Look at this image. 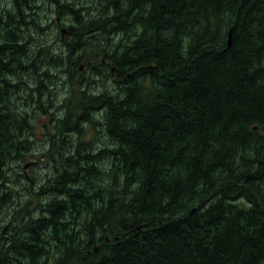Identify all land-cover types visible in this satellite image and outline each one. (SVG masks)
<instances>
[{"label": "trees", "instance_id": "1", "mask_svg": "<svg viewBox=\"0 0 264 264\" xmlns=\"http://www.w3.org/2000/svg\"><path fill=\"white\" fill-rule=\"evenodd\" d=\"M36 1L0 0V264H264V0Z\"/></svg>", "mask_w": 264, "mask_h": 264}, {"label": "rangeland", "instance_id": "2", "mask_svg": "<svg viewBox=\"0 0 264 264\" xmlns=\"http://www.w3.org/2000/svg\"><path fill=\"white\" fill-rule=\"evenodd\" d=\"M80 1V3H82V6H84V5H86V1L85 0H79ZM42 3V0H37L35 3H33V5L34 6H36V5H39L40 6V4ZM58 9V8H57ZM55 11H56V8H50V9H48V10H44V12H41L40 14L42 15V18H43V16H44V14H46L47 15V18H49V19H47V23L46 22H44V24H43V27L42 28H44V30H38V31H36V30H34L32 27H31V29H32V31L31 32H28L30 35H32L33 37H34V39H29V38H27V40L29 39V43H26L25 45H27L28 46V48H33L35 51H37V47L39 46L38 44L39 43H41V41L43 42V44H47V45H51L52 47H53V49H54V53L53 54H57V52L59 51V49H58V47L59 48H61L62 50H63V40H66V37H63V40H61L60 38H59V33H57L56 31H54V26H52V25H50V27L48 26V30H47V25L51 22L52 23V20H51V18H52V16H54L55 15V18L56 19H58V24H59V28H64V29H66V27H69L70 25H69V23H70V20H68V18H63L62 16H59V15H57L56 13H55ZM59 12H60V10H58ZM61 18H63L61 21H62V23H64V26H63V24L60 22V20L59 19H61ZM26 21L28 22L29 21V19H26ZM56 21V20H55ZM46 29V30H45ZM15 33H16V37L18 38V42H16V43H20V39H22L23 37H21V34L20 33H18L17 31H15ZM66 34V33H65ZM25 36V35H24ZM36 37V38H35ZM68 39H69V37H67ZM26 40V41H27ZM67 41V40H66ZM58 46V47H57ZM48 48H49V46H48ZM47 48V49H48ZM47 49H43V48H41L40 49V51H41V53H39V52H34V53H37V56L38 57H44L45 55H47V54H43ZM66 52L62 55V57L64 58L65 56H66V54H69V51H67V49L65 50ZM49 56V55H48ZM47 56V57H48ZM41 59V58H40ZM70 60L71 59H73V55L71 54V56H70V58H69ZM66 62H68V60H66ZM75 62V61H74ZM79 67H80V69L82 70V73H81V75L82 76H84L85 78H87V70L86 69H84V66H83V64H79ZM66 71V63H64V65H63V67H61L60 68V72L62 73V76H61V80L60 81H58V84H57V86H56V90H55V92H54V96H55V98H60L61 97V89H63L64 87H63V84L65 83L68 87H69V85L71 84V78H70V75H69V73L68 72H65ZM49 73L50 74H52V75H54L55 77H58L59 76V74H57L58 73V71H57V73L55 74L53 71H49ZM105 80V78L104 77H100V80L99 81H97L96 82V85H98V84H100L102 81H104ZM55 82L57 83V81L55 80ZM47 85L49 84V81L46 83ZM75 84V83H74ZM94 88V87H93ZM40 114H41V112H40ZM37 118V121H38V123H40L41 124V122H42V118H39V116H37L36 117ZM43 119H45V118H43ZM37 138L38 139H40L41 138V134H40V132H37V136H34L33 137V141H37ZM101 141H105V138H101ZM102 144H104V143H102V142H100V143H95V145L97 146V147H99L100 145H102ZM27 160H28V158H27ZM32 161V162H31ZM35 160H28V161H26V162H20V164L17 166V170H18V172L19 173H21L23 176H24V178H22V183L24 184L25 183V181H27V182H29L31 185H32V183L34 182V180H30V178L32 177V176H38L39 174V170L41 169V167H40V164H37V163H35L34 162ZM22 167H23V169H22ZM42 174H43V172H42ZM41 175V174H40ZM30 188L29 187V185L28 184H26L25 186H22V189H23V192H24V188ZM23 192H21L20 191V193H21V196H24V197H27V195H26V193H23ZM24 194V195H23ZM21 237H22V234H21ZM23 238V237H22ZM23 240H25L24 238H23Z\"/></svg>", "mask_w": 264, "mask_h": 264}, {"label": "water", "instance_id": "3", "mask_svg": "<svg viewBox=\"0 0 264 264\" xmlns=\"http://www.w3.org/2000/svg\"><path fill=\"white\" fill-rule=\"evenodd\" d=\"M61 30H62V33H64V32H65V29H64V28H63V29H61ZM230 36H231V31H229V33H228V38H227V44H228V45H230V43H231Z\"/></svg>", "mask_w": 264, "mask_h": 264}]
</instances>
